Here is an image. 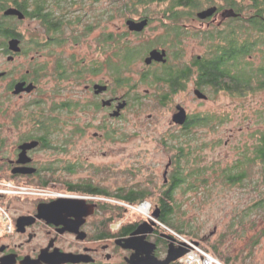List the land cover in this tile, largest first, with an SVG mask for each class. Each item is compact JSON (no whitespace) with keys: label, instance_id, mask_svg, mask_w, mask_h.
Instances as JSON below:
<instances>
[{"label":"flooded vegetation","instance_id":"flooded-vegetation-1","mask_svg":"<svg viewBox=\"0 0 264 264\" xmlns=\"http://www.w3.org/2000/svg\"><path fill=\"white\" fill-rule=\"evenodd\" d=\"M98 1L101 0H27L26 11L20 9L24 18L19 20L31 22H28L26 39L30 42L28 51L32 54L23 50L22 44L20 52L9 51L7 40L12 37L6 40L8 61L12 62L15 55L21 53L30 57L27 67L23 72L19 69L4 90L6 95L10 93L9 103L0 100V184H22L32 190L30 196H27L30 200L28 206H7L11 215L10 235L16 240H3L5 236L0 235V264H127L126 257L132 251L117 245L115 240L129 236L140 225L147 232L146 238L157 245L153 254L163 258L167 240L162 234L167 233L160 230L152 218L140 215V219L128 222L136 223L128 234L119 235L126 222H122L117 229L112 227L111 202H116L118 206L128 202V199H143L142 202L154 200L156 202L153 204L149 203L150 216L159 220L166 214L164 202L168 201L167 205L174 210L173 202L180 185H185L186 191L191 192L195 184H206L208 181L204 156L195 150H202L204 146H193L192 133L193 127L197 125L206 128L201 130L202 134L209 132L207 124L211 117L209 114L193 116L177 102L171 111L167 129L151 138L156 143L153 149L162 153L163 160L154 161L149 157V161L142 163L138 169L142 175L141 180L129 188L128 175L135 170L113 157L116 156L113 143L127 142L129 134L118 125L114 126L112 121L123 117L130 100L128 92H116L113 83L118 86L128 84L131 77L125 73L132 70L133 66L130 63L124 64L122 59L121 64L113 66V31L107 27L113 17L109 11L97 16L95 3ZM163 2H167L168 8L163 11L160 27L168 40L163 45L159 43L161 46L149 45L143 63L154 48L165 49L166 62L144 63L137 82L147 83L158 90L154 95L163 105H167L174 94L183 91L188 82L192 84L193 94L195 89H199L206 95L205 98H198L194 94L200 101L210 99L203 91L205 86L214 91L237 94L210 84L200 85L195 62L205 55H196L194 59L183 63L182 51L172 52L170 47H176L188 33L199 37L202 42L210 43L251 38L250 34L240 35L237 26L245 24L251 30L252 24L259 20L264 28V12H257L254 0H197L194 8L192 1L170 0L158 3ZM121 4L127 13L129 5L140 6L144 2L126 0ZM210 7L215 8L211 15L205 18L197 16L199 11ZM169 8L173 10L169 11ZM92 9L94 12L88 14ZM226 10H232L236 15H224ZM173 12L181 16H165ZM144 18L148 19V23L142 31H132L126 24L128 19L140 21ZM152 24V18L147 15L127 16L124 18V27L118 28V32L123 30L121 32L131 36H144ZM101 25L102 32L96 39L98 50L105 57L103 61L86 65L84 61L77 60L75 54L68 58L61 54L60 48L68 43L73 47L78 46L82 39ZM127 49L136 54L135 49ZM39 58L43 59L41 64L38 63ZM0 72L4 73L0 76V82L12 77L14 73L11 69ZM44 79L45 83L41 84L40 81ZM18 82H25L26 85L32 83L34 88L14 94L13 89ZM50 82L55 84V88L48 85ZM132 87L136 88L137 84L133 83ZM148 95L150 91L145 89L143 96ZM142 99V96H137L135 100L138 105H141ZM122 102H126V105L119 109L117 115H113ZM178 105L186 113L183 123L172 121ZM151 118L149 114L148 119ZM150 136L145 134L144 139ZM33 141L36 144L21 154L20 145ZM161 163L163 168L159 172L156 167ZM244 177L245 173L242 179ZM119 178L123 183L117 185L115 183ZM234 180V177L227 176L229 183L238 184L241 181ZM2 196L0 194V198ZM57 199H76L81 202L63 201L58 204L56 212L38 216L39 205L46 206ZM155 209L158 210L157 217L153 216ZM247 216L248 224L245 222ZM235 223L238 230L257 227V224H253L256 223L255 217L251 218L250 215L238 216ZM257 230L258 233H264V216ZM159 239L165 241L163 252L159 249ZM251 245L255 248L263 244L254 240ZM41 253L83 256L74 261L53 257L37 261ZM227 257L231 261L232 257Z\"/></svg>","mask_w":264,"mask_h":264},{"label":"rangeland","instance_id":"rangeland-1","mask_svg":"<svg viewBox=\"0 0 264 264\" xmlns=\"http://www.w3.org/2000/svg\"><path fill=\"white\" fill-rule=\"evenodd\" d=\"M122 1L126 0H111V4L110 0L98 1L95 3V11L97 16L109 11L113 21L107 27L122 40L121 43L124 47L136 51L134 59L130 63L133 69L125 73L132 79L130 78L128 84L120 86L115 82L113 83L116 92L124 93L127 91L130 100L123 117L120 120L112 121L114 126L118 125L119 128L125 129L129 134L127 142L113 143L116 155L113 156L114 160H121L124 165L135 170L133 174L128 175L129 188L133 186L134 182L141 180L142 175L138 169L142 163L149 161V157L154 161L163 160L162 153L153 149L156 143L151 138L167 129V123L171 121V111L175 103H180L193 116L209 114L211 117L209 124H207L209 132L202 134L201 130L206 128L197 125L193 127L192 133L193 146L196 147L201 144L204 146L202 150L197 147L195 150L204 156V164L208 169V181L206 184H195L191 192L186 191L185 185H180L177 188L175 203L173 202L175 219L183 225L182 227L186 232L195 233L194 239L199 241L202 247L210 249V246L218 245L221 255H217V257L221 260L230 255L232 257L231 264H264V233H258L259 230H257L260 220L264 216V212H262L264 210V206H262V204L264 205V158L257 156V148L261 145L264 135V86L258 87L259 81L264 79V75L258 74L259 68L264 66V33L256 29L250 30L245 24L237 26L238 33L240 35L250 34L255 44L246 69L257 73V75L254 76L249 89L232 95L224 91H214L213 88L205 86L203 91L210 96V99L200 101L193 94L191 82H188L183 91L174 94L168 104L163 105L154 95L158 90L153 89L147 83L142 84L137 81L140 78L139 72L145 66L143 57L148 51V46H161L159 42L168 40L160 27L163 22V11L168 8L167 2L147 1L140 6L129 5L128 11L125 13L121 11ZM93 12L92 9V12H88V14ZM140 15L150 16L153 21L152 27L146 31L144 36H131L121 32L123 30L118 32V28L124 27L125 17ZM28 22L24 20L16 25L17 30L21 31L25 38L29 27ZM102 29L103 25L82 39L78 46L73 47L69 43L63 46L62 49L60 48L61 54L65 58L75 54L76 59L81 62L84 61L86 65H90L94 61L100 63L105 57L98 50L96 38ZM216 44L217 41L202 42L199 37L188 33L182 37L176 47L170 48L172 52L182 51L181 62L184 63L189 62L199 54L208 56L212 46ZM22 48H25L23 50H27L28 54H32L28 51L29 43L24 44L23 42ZM114 52H116V48L113 46V54ZM29 57L30 55L21 53L15 55L12 62L8 61L6 45L0 47V70L11 69L14 71L12 77L0 82V100L5 104L9 103L10 93L7 95L4 93L9 80L17 75L19 69L20 72H23L28 65ZM121 59L120 56L113 55V66L116 67L121 64ZM41 62L43 59L39 58L38 63L41 64ZM172 62L173 60L170 61V63ZM40 83H45V79L41 80ZM133 83L137 84L134 89H132ZM48 85L55 88L54 83L50 82ZM145 89L150 91V95L146 97L143 96ZM137 96L143 97L141 105H138L135 100ZM48 101L50 104V98ZM53 102L54 100L51 103ZM149 114L152 115L151 119H148ZM145 134H151L149 139H144ZM146 152H150V154ZM162 168L163 163L156 167L159 172ZM239 172L245 173V177L240 183L234 184L227 181L228 175ZM116 181L115 184L117 185L123 183L120 178ZM0 189L9 190L8 192H0L4 195L0 198V235L5 236L3 240L15 241L16 238L10 235L12 229L11 215L7 206L14 205L18 208L28 206L30 200L27 196H30L29 192L32 189L27 185L11 183L0 184ZM147 201L151 204L156 202L154 200ZM137 202L139 204L142 200ZM111 203L113 205L112 216H114L111 217L112 224L119 219L121 224L122 222H131L136 218L140 219L141 214L138 212L126 210L123 206H119V203L118 206L116 202ZM114 208L118 210H114ZM119 213L121 216L118 215ZM243 215L255 217L256 223L253 224H257V227H244L243 230H238L235 221L238 216L240 218ZM248 217L245 219L247 224L249 222ZM112 227L117 229L114 225ZM184 236L191 239L189 235ZM254 240L260 241L263 245L254 248L251 245Z\"/></svg>","mask_w":264,"mask_h":264},{"label":"trees","instance_id":"trees-1","mask_svg":"<svg viewBox=\"0 0 264 264\" xmlns=\"http://www.w3.org/2000/svg\"><path fill=\"white\" fill-rule=\"evenodd\" d=\"M114 1H120V0H114ZM140 2H153V1H165V0H136ZM177 1H192L193 8L197 6V0H177ZM255 2V9L259 13L264 12V0H254ZM9 6H16L17 8L21 9L22 11H26L27 9V0H0V12H2L5 8ZM121 6V11H125V6ZM124 9V10H123ZM169 11H172L173 8H169ZM167 16H181L177 12H173L171 14H168ZM23 22V20H19L15 17H8L4 16L3 14H0V47H5L6 39L10 37H18L21 39V44L24 42V44L30 43L27 41V39L23 36V33L21 31L17 30V26L19 23ZM253 28L257 31L264 33V28L262 26V23L257 20L252 24ZM122 40L116 35L113 34L112 36V44L114 48H116V52H114V56H120L123 60L124 64H129L134 59V52H132L130 49H127L122 45ZM38 43V42H36ZM161 45H163L165 42H159ZM254 40L247 37L246 39H227L223 40L222 43H219L217 41L216 45L212 46L211 53L208 56H203L200 61H197L195 64L197 65V74H198V80L199 84H210L214 87L226 91H235L241 93L244 90H247L251 87V83L254 79V76L256 77L257 73L250 72L246 69V66H248V62L250 61V56H252V52L254 49ZM25 46V45H24ZM25 49V48H23ZM239 66V68H238ZM258 74L263 76L264 75V66L259 68ZM257 79H259L257 77ZM264 86V79L259 81L258 87ZM196 124V123H195ZM257 156L258 158H264V135L262 138L261 145L257 148ZM244 172L239 173L237 176L236 174H232L230 176L234 177V181L242 180ZM233 181V182H234ZM143 200V199H140ZM139 200V201H140ZM128 203L137 204L138 200H127ZM162 202V201H161ZM166 205V214L164 217L159 218L161 222L175 230L176 232L182 234V235H189L191 237V240H194L195 233L192 231L186 232L183 229V225L180 222H177L174 215V210L172 206H168V201L164 202ZM121 207L123 205H120ZM125 209L129 210V208ZM114 210H118L115 209ZM121 216V214H118ZM114 216H112L113 218ZM111 218V220H112ZM136 223L131 224L126 222L125 226L120 229L119 235H126L128 234L129 230L132 229ZM127 227V228H126ZM124 230V231H123ZM193 237V238H192ZM159 249L160 251H164L165 249V241L162 239H159ZM201 244V243H199ZM204 248V247H203ZM206 251H208L210 254L217 257V255H221V252L219 250L218 245H212L209 248H204ZM225 264H231L230 258L223 257L222 260ZM171 264H176V262H172Z\"/></svg>","mask_w":264,"mask_h":264},{"label":"water","instance_id":"water-1","mask_svg":"<svg viewBox=\"0 0 264 264\" xmlns=\"http://www.w3.org/2000/svg\"><path fill=\"white\" fill-rule=\"evenodd\" d=\"M215 11L214 7H210L204 10H201L197 13V16L199 18H205L209 15H211ZM2 14L4 16H16L18 19H23L24 14L23 12L16 8V7H7L3 10ZM224 15H236L232 10H226ZM148 23V19L144 18L140 21H136L133 19H128L126 21V24L128 25L129 29L132 31H142L144 26ZM263 25H264V19H263ZM7 49L11 52L18 53L21 51V40L18 37H12L7 40ZM11 57H9L10 59ZM152 61H161L166 62V51L165 49L159 50V49H152L148 56L144 58V63L150 64ZM4 73L0 72V76H2ZM98 86V85H96ZM99 87V86H98ZM34 88V85L32 83L25 84V82H18L15 84L13 93L17 94L21 92L22 90L31 91ZM194 94L198 98H205L206 95L200 91L199 89L194 90ZM126 105V102H122L118 105L117 110L113 113V115H117L119 112V109L124 107ZM178 110L176 113L172 116V121L175 123H183L186 118V113L183 107L180 105L177 106ZM36 142H29L24 143L20 145L21 154H24L25 151L34 146ZM71 200V201H69ZM63 201L68 202H76L80 200L76 199H57L53 203H50L48 205H39L38 216H43L45 214L49 215L59 208L58 204L63 203ZM58 206V208H57ZM153 216H158V210L155 209L153 211ZM29 217H20V219H27ZM18 219V220H20ZM154 224V223H153ZM141 226V225H140ZM138 226L132 233H130L127 237H121L115 240V243L119 246H121L124 249L131 250V254L126 257L127 264H171L172 262H175L179 257H181L183 254L187 252L188 246L185 243H180L178 245L175 244V239L168 234H162V237L167 240V249L165 256L163 258L157 257L155 254H153V251L156 249L157 245L156 243L149 241L146 238L147 232L141 229V227ZM196 244H199V241H194ZM83 255L78 254H72V253H60V254H49L46 255L45 253H41L38 257L39 259H46V258H60L63 259V261H74L75 259H78L79 257H82Z\"/></svg>","mask_w":264,"mask_h":264},{"label":"built area","instance_id":"built-area-1","mask_svg":"<svg viewBox=\"0 0 264 264\" xmlns=\"http://www.w3.org/2000/svg\"><path fill=\"white\" fill-rule=\"evenodd\" d=\"M9 190H2L0 192H8ZM130 210L136 211L142 216L150 217L155 221L160 230L171 235L175 239V244L185 243L188 246L187 252L179 257L175 262L176 264H225L219 257H216L206 251L200 244H196L194 240L187 238L186 236L176 232L163 222L150 216V204L147 201H143L139 204H122ZM121 224V220H115L112 225L116 228Z\"/></svg>","mask_w":264,"mask_h":264}]
</instances>
